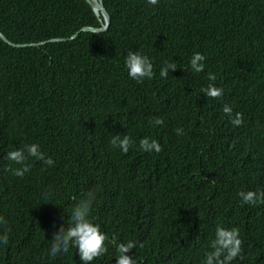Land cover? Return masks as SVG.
Returning a JSON list of instances; mask_svg holds the SVG:
<instances>
[{
	"label": "trees",
	"instance_id": "16d2710c",
	"mask_svg": "<svg viewBox=\"0 0 264 264\" xmlns=\"http://www.w3.org/2000/svg\"><path fill=\"white\" fill-rule=\"evenodd\" d=\"M103 4L104 33L26 48L0 38V236L10 229L0 264H83L75 247L48 253L89 191V219L108 237L92 264H116L129 240L136 264H202L217 226L240 231L244 259L232 264H264V204L238 195L264 191V0ZM101 26L86 0H0V32L16 45ZM130 51L152 60L153 79L129 77ZM197 52L202 73L190 67ZM165 61L177 70L162 78ZM209 84L223 96L202 93ZM225 105L243 114L241 126ZM157 117L162 125L150 123ZM115 135L135 142L127 154ZM145 137L162 151L140 150ZM32 144L54 163L29 157L17 177L7 153Z\"/></svg>",
	"mask_w": 264,
	"mask_h": 264
},
{
	"label": "clouds",
	"instance_id": "9594fccd",
	"mask_svg": "<svg viewBox=\"0 0 264 264\" xmlns=\"http://www.w3.org/2000/svg\"><path fill=\"white\" fill-rule=\"evenodd\" d=\"M148 3L155 6L159 3V0H148ZM101 17L103 16L100 14L98 18L102 22V28L105 25V21L104 18L101 19ZM101 31L96 32V34ZM205 60L206 57L203 54L198 52L194 53L190 60L191 69L196 73H202L205 70ZM125 66L128 70L129 77L137 82H142L145 79L151 80L155 76L152 60L141 52L130 51L125 59ZM176 70L177 65L175 62L165 61L164 67L160 70V76L162 78H167L170 71ZM207 78L211 81H215L216 76L209 73ZM201 92L213 99L223 96V89L216 87L214 84H209L206 88H202ZM223 112L226 116L230 117V123L233 126H241L244 123L243 114L239 112L233 114L231 106L225 105L223 107ZM150 123L159 126L162 125L164 121L157 117L151 120ZM176 131L177 135L183 133V129H177ZM110 143L114 148L118 147L124 154H127L135 142L128 135H123V138H121V135H115ZM139 149L144 152L155 151L156 153H160L162 151V147L157 140L147 137L139 141ZM29 157H34L48 166H52L54 163L51 158H46L38 144L26 145L23 149L13 150L7 153L6 158L8 160L21 165V167L13 171L15 176L22 178L25 173L31 170L26 163ZM238 195L243 204L253 206L258 203L264 204V191L259 193L254 191H241ZM95 199V192L89 191L85 194L83 200L72 208L69 225L67 227H61L59 231L54 234L52 242H50L51 249L48 253L50 256L55 257L61 252L67 253L70 247H75L78 249L83 264H92L95 259L108 252V247L106 246V242L108 241L107 235L101 231L98 224L92 223L89 219ZM0 224H6L3 217H0ZM9 231L10 229L8 228L4 229V234L0 236V243L5 245L8 243ZM114 239L115 238H113V240ZM242 245L243 240L241 239L238 228L234 227L228 229L223 226H217L214 239H212L210 244L211 250L205 253V259L202 261V264H232L237 258L243 260ZM140 246L142 247V245ZM136 247L137 242L132 240H129L127 243H119L117 246L118 257L116 259V264H136V261L128 255V253Z\"/></svg>",
	"mask_w": 264,
	"mask_h": 264
},
{
	"label": "water",
	"instance_id": "95a60500",
	"mask_svg": "<svg viewBox=\"0 0 264 264\" xmlns=\"http://www.w3.org/2000/svg\"><path fill=\"white\" fill-rule=\"evenodd\" d=\"M86 1L90 4V6L92 7V9L94 10V12L96 13V15L98 17H100V14L103 16L104 21H105V25L102 28L96 29V28H92V27H85V28H82L81 31L77 32L76 34H74L69 39H66V38L51 39V40L46 41V42H42V43H39V44H30V45H16V44H13L1 32H0V38L5 43H7L8 45H10L12 47H15V48H26V47H40V46L46 45L48 43H61V42H67V41H70V40L71 41L72 40H76L79 37L81 32H91V33H94V34H96V32L101 31V30H103V31H101L99 33L105 32L108 29L109 25H110L111 18H110V15L108 14L107 10L105 9V7L103 5V0H86Z\"/></svg>",
	"mask_w": 264,
	"mask_h": 264
}]
</instances>
